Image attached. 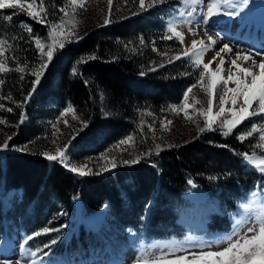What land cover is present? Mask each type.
<instances>
[{"label": "trees", "instance_id": "trees-1", "mask_svg": "<svg viewBox=\"0 0 264 264\" xmlns=\"http://www.w3.org/2000/svg\"><path fill=\"white\" fill-rule=\"evenodd\" d=\"M56 1L58 5L62 3ZM164 18V14L152 10L138 11L120 21L92 27L79 42L69 43L55 53L30 106L23 102L34 78L27 71H11L3 83V90L12 91L16 97L10 107L17 119L12 120L13 114L4 115L9 123L7 130L13 133L10 148L21 147L38 136L33 122L20 125L21 112L52 101L60 108L71 105L82 123L86 122L73 141L85 155L104 151L123 139L138 124L144 110L169 116L170 108L180 103L185 90L195 81L193 67L184 62L168 61L162 67H152L158 62V53L182 50L178 39H164L168 35ZM23 20L34 36L47 39L48 25L27 17ZM2 28L1 25L0 31ZM141 38L144 43L140 45ZM21 49V58L34 59L32 50L24 46ZM93 55L96 59H88ZM81 58L86 62L77 64ZM74 66L77 73L72 75ZM20 94L22 101H18ZM250 129L251 123L246 122L227 136L219 128L205 130L190 140L161 147L159 155L154 153L101 177L78 178L39 153L9 151L0 159V190L22 188L23 206L34 209L31 218L39 222V227L50 222L48 214L57 203L80 199L84 217L108 205L126 226H144L149 235L170 238L183 232L178 224L177 204L184 202L183 193L192 187L188 180L193 181L196 190L215 196L226 212L235 211L238 202L249 193L264 189V175L240 155L261 153L259 131L243 142L237 139ZM210 228L228 230V217H213Z\"/></svg>", "mask_w": 264, "mask_h": 264}, {"label": "rangeland", "instance_id": "rangeland-1", "mask_svg": "<svg viewBox=\"0 0 264 264\" xmlns=\"http://www.w3.org/2000/svg\"><path fill=\"white\" fill-rule=\"evenodd\" d=\"M60 3L58 5L56 0H35L34 5V10L39 11L41 17H46L48 23L42 24L49 26V33L51 25L57 26V31L52 32V35H49L46 40L40 39L45 52L48 50L49 45H52L54 41L56 42L53 57L58 50H61L59 42L63 41L65 46L69 43L79 42L92 27L105 24L106 19L109 22H116L138 11L146 13L152 10L156 13L164 14L163 25L167 34H170L168 32L169 24H176L179 26L177 31L184 34L185 40L199 39V35H192L189 31L190 28L202 34L206 26L199 23L202 19V16L199 15V6L184 4L182 0H166L164 4H156L151 7H149L150 0H145L144 9L139 7V0H112L110 14L108 0H77L76 5H72L71 0H61ZM81 3L84 4L83 8L79 6ZM193 7H196L197 11L189 15ZM61 8H64L68 15L61 12ZM9 15L12 16L11 20L6 19ZM258 15L259 11L255 10L250 16L253 20H256ZM23 17L34 20L26 15L24 11L0 9V26H4L2 31H0V40L5 42L0 46V50L4 52L3 59L5 60L6 67L11 69L10 71L0 73V79L3 81L11 71L21 74L27 71L35 80L33 70H38L40 64L47 59L41 56L39 49L35 45V41L31 39L36 36L32 32L29 33L26 27H24V25L28 27L30 25L23 20ZM7 27H9L8 31L5 30ZM69 33H74V35L69 36ZM171 35L173 38L178 39L174 34ZM141 39L143 40V38ZM22 46L35 53L34 59L27 56L26 61L28 62H26L25 59L20 57V54L24 51V49H21ZM178 54L182 58L174 60L173 58ZM207 54L203 57L204 63H207ZM13 56L16 58L15 61L11 59ZM158 56V62L153 64V68H158L168 61L173 63L184 62L193 67L194 74L192 75V80L195 81L196 87L188 94L189 99L187 101L189 105L187 112L191 116V119L185 117L183 110L178 112L171 110L169 116H156L152 112L144 110L140 114L138 124L123 138L125 139L131 135L133 140L129 144L118 146V141L104 151L97 152L94 150V153L85 155L83 150L74 145L73 140L68 152L65 153L70 164L79 166L80 164L88 163L89 167L93 168V171L104 164L105 161L100 160L101 156H104L107 160L114 158L118 163V166L114 170L101 172L99 175L89 174L80 176L67 170V168L59 163L64 169L79 178L105 176L113 173L118 167H130L134 165H125L122 163L123 160L134 159L137 156L141 157L140 160L150 158L152 154L156 153L157 144L161 147H169L176 142L190 140L201 133L197 125L199 127L205 126V118L202 112L208 107L209 96L206 91L208 77H205L203 84L197 83L201 68L193 66L187 57H183L182 50L160 52ZM49 64L50 62L48 66ZM18 65L24 68L23 72L16 70ZM46 69L43 70L40 80ZM197 70L198 73L196 72ZM37 86L38 84L35 85V92L32 93L27 106H30L34 101ZM221 88L222 85H218L215 90L213 115H215L219 106ZM11 93L12 91L10 90H3V84L0 85V104L3 105V107H0V120L5 121V123H0V144L8 136H13V133L7 130L9 123L4 115L13 114L12 120L15 121L17 119L15 111H7V108L15 102L14 98H16ZM22 97L23 95L20 94L18 101H22ZM182 100L176 105H182ZM67 107L60 108L57 106V102L52 101L40 107H34L33 110H30L31 113L30 111L24 113L25 119L22 125H29L33 122L37 127L38 136L25 144L28 151L16 150L23 148L25 145L15 147L10 151L20 153L33 151L39 153L42 157H44L42 153L45 151L55 154L57 146L62 147L71 136L75 135L77 137V134L82 132L84 128L81 118L75 111L69 112L67 115H61ZM255 107L254 103L253 108ZM73 116L76 119H73ZM226 118L227 113L224 116L218 117L216 123L213 125V129H221L219 127L220 121ZM260 119V116L250 117L243 123H252L253 120L259 122ZM168 120L172 121V123L167 124L166 128L162 129L161 123ZM65 121H67V125ZM54 122L55 128L52 127ZM150 125L154 128V131H149ZM11 126L12 129L15 128L14 123ZM261 127H264V125ZM205 130L209 129L205 128ZM221 130L224 131V129ZM53 140L56 141L55 144H53ZM7 152L9 151H0V158L6 155ZM69 153H71L70 156ZM251 156L253 158L264 156V142L261 141V153ZM49 162L54 163V161ZM246 163L248 162L246 161ZM249 165L254 167V165ZM16 191L18 190L11 189L10 191H5L2 189L0 192V259L8 260L9 264H15L16 261H19L20 264L31 263V259H33L31 257H18L21 253L20 249L27 251V253L29 249L33 251L42 249V251L37 252V256L35 257L37 264H134L137 257L146 254L157 256L160 254L161 249L171 250L176 247H184L199 251L200 245H216L215 250H219L226 246L224 242L226 237L231 236L234 232H239L243 235L252 222L258 218H264V189L258 188L249 193L238 202L235 211L226 212V209L215 196L210 195L205 190L190 188L183 194L184 202L177 204L178 224L183 229V232L170 238H158L149 235L145 232L144 226L138 229L126 226L122 222L123 219L117 218L110 209L107 212L104 207L99 212L84 217L78 199L70 203H57L54 210H51L48 214L51 217L50 222L45 226L39 227V222H35V218H31L34 214L32 207H24L23 202H20L21 199L17 200V197L10 203L7 202L8 198L10 199V194ZM254 193L255 195H253ZM185 195L187 198H185ZM44 214L46 215L47 213L44 212ZM101 215L103 217L97 228L88 227L86 224L87 219ZM215 216L219 218L228 217L230 228L224 231L212 232L210 227H206V224L207 226L210 225ZM45 227L57 228L60 231L42 234L39 237H35L34 240L29 241L28 244L23 243L28 235ZM82 236L83 239L81 238ZM52 239H56L57 243L50 248H44V245ZM9 256H12L13 259H9ZM257 264H259V261H257Z\"/></svg>", "mask_w": 264, "mask_h": 264}, {"label": "snow or ice", "instance_id": "snow-or-ice-1", "mask_svg": "<svg viewBox=\"0 0 264 264\" xmlns=\"http://www.w3.org/2000/svg\"><path fill=\"white\" fill-rule=\"evenodd\" d=\"M166 0H150L149 7L156 4H164ZM184 4H191L199 6V15L202 16V19L199 21L200 24L208 25L210 22H214L213 18L219 19L220 17L228 18H240L241 14L249 8L252 0H182ZM72 5L77 4V0H71ZM35 0H0V9H16L17 11H24L26 15L30 16L32 19L36 20L39 23H48L46 17H41L39 11L34 10ZM109 5V14L111 13L112 0H108ZM81 8L84 7V4L79 5ZM139 7L141 9L145 8V0H139ZM61 12H64L65 15L68 13L64 8L60 9ZM197 11L196 7H193L189 13H195ZM7 20H11L12 16L9 15L6 17ZM109 23L106 19L105 24ZM29 33L32 32L31 27L24 25ZM179 26L176 24H169L168 32L169 35H166L164 39L171 40L174 34L179 43L182 46V56L187 57L195 67L201 68L198 84H203L205 77H208V85L206 88L207 94L209 96L208 107L202 112L204 116V127L199 128V132H204L205 128L209 130H214L213 125L216 123V119L220 116H224L227 113V118L220 121L219 127L224 129L223 135L227 136L233 131L235 127L243 123L246 119L250 117L260 116L261 119L259 122L253 120L251 123V129L242 132L237 136V139L241 142L244 141L246 137H251L254 132L260 131L258 140L264 142V51L256 50L253 52L251 48H241L236 51H233L234 46L230 43H222L223 37L218 33L213 35L210 31L205 28L202 35L199 34L194 29H189L193 36L199 35V39H192L190 47L185 46L184 44V34L180 31H177ZM57 31L56 25L50 26V33ZM74 35V33H69V36ZM35 41V45L41 56L46 57V61L40 64L38 70H33L35 75V80H33V87L24 97V102L27 103L31 99V95L35 92V85L39 83L40 76L44 69L47 68L48 63L53 59L54 45L48 46V50L45 52L44 46L41 44L39 37H32ZM69 42H71L69 40ZM5 42L0 40V46ZM141 44L144 43L143 40L140 41ZM220 44V47L217 49L215 46ZM199 46V48H198ZM65 43L63 41L59 42V48L63 49ZM155 50V49H154ZM214 50V54L209 58L207 63H204L203 57L208 51ZM4 52L0 50V73L10 71L6 67L5 60L3 59ZM182 57L180 54L176 55L173 59L180 60ZM259 58V59H256ZM15 61V57H11ZM88 59H96V57L90 56ZM86 60L81 58L77 61V64L84 63ZM228 64V68L225 69V64ZM216 64V69L212 68V65ZM163 65H161L162 67ZM202 66V67H201ZM17 71L23 72L24 68L17 66ZM155 70V69H152ZM227 72L225 76L224 73ZM77 73V67L72 68V74ZM23 79V77H21ZM4 81L0 79V85ZM87 83V81H85ZM232 83L235 85L234 88H229L228 84ZM218 85H222L220 95H219V106L215 115H213V100L215 99V90ZM196 87V84L189 86L185 93L183 94L182 105L184 109V114L187 119H191V116L188 115L187 108L189 105L187 101L189 99L188 94L192 92L193 88ZM255 103L256 107L253 108ZM230 104L231 107L226 108L225 105ZM239 105V106H238ZM22 107L23 105H18ZM0 107H3L0 104ZM173 112H178L181 110V105L172 106L171 109ZM251 110V111H250ZM8 112H12L11 107L7 108ZM74 109L69 105L61 115H67L69 112H73ZM24 113L21 112L19 123H24ZM73 119H76L73 116ZM0 123H5V121L0 120ZM172 121L168 120L161 123V128H166L167 124H171ZM67 125V121H65ZM55 122L52 127L55 128ZM83 127H86V122L82 123ZM149 131H154V128L150 125ZM12 139L11 136H8L7 139L0 144V151H10L13 150L10 148L8 141ZM75 139V135L71 136L70 139L62 146H57L55 149V154H52L48 151L43 152V156L49 160L58 162L63 165L65 168H68L69 171L76 173L80 176H86L89 174L99 175L101 172H107L114 170L118 163L113 158L107 160L104 156L100 157V160H104V164L93 171V168L89 167L88 163L80 164H69L68 157L65 156V153L68 152L69 146L72 141ZM133 140L131 135L127 136L125 139H122L118 142L119 145H127ZM56 141L53 140V144ZM222 147H227V145H222ZM157 152L156 155H159V150L161 146L156 145ZM20 151H28L27 145L21 149H16ZM151 154V153H149ZM71 153H69V156ZM243 158L261 173L264 174V156L259 160L254 159L248 152L240 154ZM140 156L135 157L134 159L123 160L122 163L125 165H131L138 163ZM209 179H215V177H209ZM188 184L196 187L192 180L187 181ZM255 195V193L253 194ZM107 207V205H105ZM246 207V205H245ZM60 229L57 228H48L45 227L41 230H38L30 235H28L23 243L28 244L29 241L34 240L35 237H39L42 234H48L50 232H59ZM226 246L222 249L215 250L216 245H200L199 251L184 247H176L171 250L161 249L160 254L157 256L151 255H142L135 259L134 264H264V218H258L252 222L246 232L241 235L239 232H234L231 236L225 238ZM57 243L56 239H52L49 243L44 245V248H50L52 245ZM42 251V249H36L35 251L29 249L28 256L33 258L31 259V264H37L35 257L37 252ZM46 254V253H45ZM0 264H9V261L6 259H0ZM15 264H20L19 261H16Z\"/></svg>", "mask_w": 264, "mask_h": 264}, {"label": "bare ground", "instance_id": "bare-ground-1", "mask_svg": "<svg viewBox=\"0 0 264 264\" xmlns=\"http://www.w3.org/2000/svg\"><path fill=\"white\" fill-rule=\"evenodd\" d=\"M255 10L259 11V15L256 20H253L250 15ZM213 21L214 22H210L208 25H206L205 28H207L213 35L218 33L220 36H222L224 38L222 43H230L231 45H233V51H236L241 48H251L253 52H255L256 50L264 51V0H252V3L250 4L249 8L241 14L240 18L220 17L219 19L214 18ZM184 43L186 46L190 47L191 40L186 39L184 40ZM219 47L220 44H217L215 46V48L217 49ZM207 53L208 54L206 57V61L208 62L209 58L214 54V50L208 51ZM216 67V64L212 65L213 69H216ZM224 67L225 69H227L228 64L226 63ZM224 75L226 76L227 72H225ZM228 87L234 88L235 85L229 83ZM225 107L228 108L231 107V105L228 104L225 105ZM181 110L184 111L183 105H181ZM254 159L259 160L260 158L254 157ZM2 189H4V187H2L1 190ZM21 196L22 194L20 190L13 192L12 194H10V199L8 198L7 202L10 203L12 200H14L15 197H17V200H19L21 199ZM205 199L207 198L205 197ZM104 209L108 212L107 207H105ZM102 217L103 215L89 218L86 220V224L90 228H97L101 222ZM20 250L21 253L18 257L30 258L27 255V251H24L23 249ZM12 256H9L8 258L13 259Z\"/></svg>", "mask_w": 264, "mask_h": 264}]
</instances>
